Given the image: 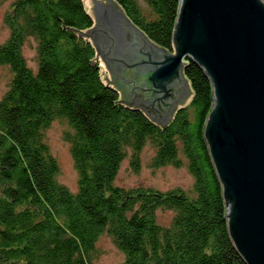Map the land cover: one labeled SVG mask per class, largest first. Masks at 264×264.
<instances>
[{"label":"trees","instance_id":"trees-1","mask_svg":"<svg viewBox=\"0 0 264 264\" xmlns=\"http://www.w3.org/2000/svg\"><path fill=\"white\" fill-rule=\"evenodd\" d=\"M112 1L152 44L177 55L180 0ZM5 24L0 66L12 78L0 101V264H98L104 235L120 264H247L205 139L214 90L202 66L185 60L190 102L159 124L104 80L83 0H15ZM29 42L35 70L24 56ZM55 121L67 126L76 193L59 182L47 142ZM147 147L153 170L185 168L191 188L117 186L124 160L139 172ZM160 211L172 213L169 225Z\"/></svg>","mask_w":264,"mask_h":264},{"label":"water","instance_id":"water-1","mask_svg":"<svg viewBox=\"0 0 264 264\" xmlns=\"http://www.w3.org/2000/svg\"><path fill=\"white\" fill-rule=\"evenodd\" d=\"M83 2L104 80L159 124L190 102L185 60L203 67L215 103L205 139L230 235L247 264H264V0H180L177 55L152 44L114 1ZM106 60L117 64L114 78Z\"/></svg>","mask_w":264,"mask_h":264},{"label":"rangeland","instance_id":"rangeland-1","mask_svg":"<svg viewBox=\"0 0 264 264\" xmlns=\"http://www.w3.org/2000/svg\"><path fill=\"white\" fill-rule=\"evenodd\" d=\"M14 1L15 0H0V46L7 41L10 35V31L5 24V19L11 11ZM24 56L28 66L35 70L37 68V54L34 42H29L26 45ZM11 78L12 75L9 68L0 66V101L9 89ZM66 130V124L55 121L47 131V142L50 146L52 155L58 160L61 167L59 182L65 185L70 191L76 193L78 191V174L74 166L70 146L64 140V133ZM153 156L154 152L152 148L147 147L143 151L139 172H134L130 165L129 158L124 160L116 178V185L124 188L150 187L162 192H167L176 188L185 190L191 188L193 179L187 169L165 167L153 170L150 166ZM171 219V212L160 211L158 213V220L164 225H169ZM97 247L100 251L98 264H120L123 262V254L118 250L109 236L104 235L101 237Z\"/></svg>","mask_w":264,"mask_h":264},{"label":"flooded vegetation","instance_id":"flooded-vegetation-1","mask_svg":"<svg viewBox=\"0 0 264 264\" xmlns=\"http://www.w3.org/2000/svg\"><path fill=\"white\" fill-rule=\"evenodd\" d=\"M91 34L95 36L96 32L92 31ZM100 55L104 56V53L102 50H99ZM114 61V60H113ZM107 64V69H109V74L112 76V78L115 77L114 71L117 69V64L114 63V65H111V62H108V60L105 61V65ZM123 72V71H122ZM179 98L183 95V88L179 91Z\"/></svg>","mask_w":264,"mask_h":264},{"label":"bare ground","instance_id":"bare-ground-1","mask_svg":"<svg viewBox=\"0 0 264 264\" xmlns=\"http://www.w3.org/2000/svg\"><path fill=\"white\" fill-rule=\"evenodd\" d=\"M180 4H181V2H180ZM193 60V59H192ZM194 61V60H193ZM195 62V61H194ZM196 63V62H195ZM197 64V63H196ZM214 89V88H213ZM214 105H215V103H214ZM214 108V107H213ZM212 160V159H211ZM213 163V162H212ZM214 166V165H213ZM223 190V189H222ZM227 207V206H226Z\"/></svg>","mask_w":264,"mask_h":264}]
</instances>
